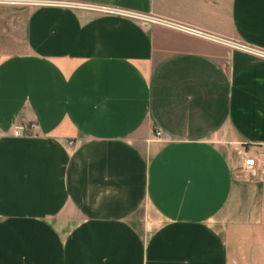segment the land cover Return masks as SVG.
<instances>
[{
    "label": "crops",
    "instance_id": "0c3cea01",
    "mask_svg": "<svg viewBox=\"0 0 264 264\" xmlns=\"http://www.w3.org/2000/svg\"><path fill=\"white\" fill-rule=\"evenodd\" d=\"M260 150L264 0H0V264H264Z\"/></svg>",
    "mask_w": 264,
    "mask_h": 264
},
{
    "label": "built area",
    "instance_id": "2783aa9c",
    "mask_svg": "<svg viewBox=\"0 0 264 264\" xmlns=\"http://www.w3.org/2000/svg\"><path fill=\"white\" fill-rule=\"evenodd\" d=\"M37 124L36 123H30L29 125H26L25 127L18 126L14 129L13 133L15 135L20 134H33L36 132ZM21 131H23L21 133ZM155 136L157 139H163L165 138L164 133L157 129L155 130ZM243 166L246 168H259L261 170H264V150H260L257 155L255 154H249L247 155L243 160Z\"/></svg>",
    "mask_w": 264,
    "mask_h": 264
},
{
    "label": "rangeland",
    "instance_id": "374dc122",
    "mask_svg": "<svg viewBox=\"0 0 264 264\" xmlns=\"http://www.w3.org/2000/svg\"><path fill=\"white\" fill-rule=\"evenodd\" d=\"M146 21V20H145ZM236 45V44H235ZM247 155H245V157H246Z\"/></svg>",
    "mask_w": 264,
    "mask_h": 264
}]
</instances>
